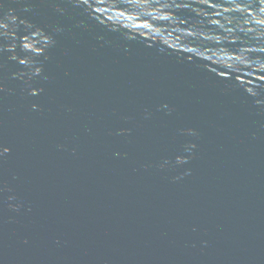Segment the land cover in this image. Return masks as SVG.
<instances>
[{
	"label": "water",
	"instance_id": "95a60500",
	"mask_svg": "<svg viewBox=\"0 0 264 264\" xmlns=\"http://www.w3.org/2000/svg\"><path fill=\"white\" fill-rule=\"evenodd\" d=\"M0 5V264H264L260 0Z\"/></svg>",
	"mask_w": 264,
	"mask_h": 264
},
{
	"label": "clouds",
	"instance_id": "9594fccd",
	"mask_svg": "<svg viewBox=\"0 0 264 264\" xmlns=\"http://www.w3.org/2000/svg\"><path fill=\"white\" fill-rule=\"evenodd\" d=\"M70 2L77 6H84L87 0H70ZM131 2L138 3L139 0H131ZM260 5L261 7L259 8L258 15L261 17H264V0H260ZM0 7H2V5H0ZM25 10H27V8ZM59 10L63 11V9H59ZM84 11L88 12V9L84 7ZM17 21H18V17L16 14H14V10L9 8L8 11L2 17H0V38H3L4 40L12 41L10 44L4 46L7 48L8 51L12 53V55L10 56V59L14 61L18 60L20 64L26 65L28 68L27 72L22 71L20 73H14L13 75L19 76L20 78H23L24 76H28L29 80H31L33 76L39 75L42 71L41 67H34L33 57L38 54H41L40 52L37 51V48L34 45L40 44V42L44 40L45 37L47 38L45 41V48L53 44L54 41L52 40L51 36L44 34L42 29L37 27L35 28L34 31H31L29 34L19 38V47L21 48V50L24 52H30L32 55L31 56L26 55L24 57H19L15 51V49L18 46L16 42L17 41V31L21 25L24 26L25 31L33 29L34 25L26 19H19V21L18 22ZM257 22L260 24H264V19H259ZM124 36L127 39H130L128 36L126 35ZM33 37L35 38V40L30 39ZM38 91L39 90L34 89V88L30 89L29 95H37ZM257 95L258 93H255L252 96H257ZM256 103L260 104L262 103V101L256 100ZM164 107H167V105H164ZM32 108L35 110L37 108V105L33 104ZM185 131L187 132V134L196 135V132L193 129H187ZM195 147H196L195 144L186 145L185 151L191 152V149ZM2 151L7 152L9 150L7 148H4ZM186 161H187V157L177 156L176 158L177 164H183V163H186ZM167 163H168L167 161L164 162L165 165ZM175 179H179V177ZM9 199H13V197H10ZM10 207H14V206L10 205Z\"/></svg>",
	"mask_w": 264,
	"mask_h": 264
}]
</instances>
